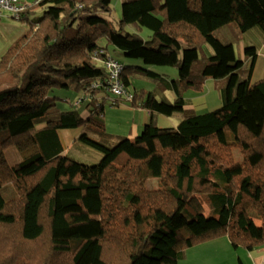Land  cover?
Returning <instances> with one entry per match:
<instances>
[{
    "label": "trees",
    "instance_id": "trees-1",
    "mask_svg": "<svg viewBox=\"0 0 264 264\" xmlns=\"http://www.w3.org/2000/svg\"><path fill=\"white\" fill-rule=\"evenodd\" d=\"M111 12L112 0H36L10 16L26 29L0 56V264H179L221 236L264 246V78L252 82L257 48L242 46L253 30L264 40V0H121L119 30ZM108 45L146 67L119 62L131 101L108 91ZM152 67L176 70L161 79L170 101L133 88ZM210 79L224 81L220 106L184 108ZM107 101L146 111L141 132L106 133ZM153 114L179 120L159 128ZM64 131L79 133L66 145Z\"/></svg>",
    "mask_w": 264,
    "mask_h": 264
},
{
    "label": "rangeland",
    "instance_id": "rangeland-1",
    "mask_svg": "<svg viewBox=\"0 0 264 264\" xmlns=\"http://www.w3.org/2000/svg\"><path fill=\"white\" fill-rule=\"evenodd\" d=\"M36 0H26L29 5L33 4ZM120 7H121V0H112V12L111 14H108L109 16H105L108 18L113 25V28L115 30H119V26L116 23L118 19L120 18ZM5 13V12H4ZM3 13V14H4ZM41 16V11H37L34 14H30L28 17L29 19L39 18ZM1 21V20H0ZM4 23H6L7 26H10L12 30L10 32H5L3 27L0 26V38L2 40H8L5 43L0 41V56L2 52L5 51L7 48L9 42H14L22 33V29H26V23L25 21H17L14 19L9 18L3 20ZM24 32V31H23ZM122 33H132L135 32L134 28L127 26L122 28ZM6 35H5V34ZM142 37L146 38L150 35V32L142 29L140 32ZM107 55L110 56V58L117 60L123 65H126L128 67H140V68H146L142 65L140 62L129 60L125 57L124 53L120 50L114 48L111 45H108L107 47ZM200 58L204 57L203 51H199ZM98 65H100L98 63ZM153 71L157 74L156 78H151L150 76L146 75L145 73L141 72L140 70H135L133 73V76H131L130 80L132 83L133 88L136 89H144L148 92H153V94L157 95V100H166L170 101L172 93L171 92H165L162 90V82L161 79L166 80L168 82L172 81L173 79H176L177 73L176 70L169 67H152ZM247 70L248 67H243L239 70L238 73V80L239 82L243 81L247 77ZM224 81H216L210 79L203 87L202 92L197 91H190L186 95V101L184 102V108H193L197 111H204V110H213L220 106L221 104V98H220V88L223 87ZM163 92H162V91ZM202 93V94H200ZM54 96L57 97V101L61 103V101L65 100H71V96H74V93L63 91V90H54L52 93ZM70 97H69V96ZM112 96V95H111ZM61 99V101H59ZM108 103V104H107ZM110 101H107L105 104V112H104V122H105V131L108 134L113 135H119V136H135L134 134L142 129L143 125L145 124V117H148V114L145 111H141L137 108H130L126 106L125 104H119L117 106H110ZM78 111L82 113L84 111L83 106H79ZM153 121L152 123L154 126L159 128H169L174 124V122H178L179 115L175 114L172 117H165L158 114H153ZM142 117V118H141ZM148 121V118H147ZM150 121V120H149ZM141 132V131H140ZM139 133H136L138 135ZM74 135V134H73ZM65 138L67 140H70L73 138L72 135H65ZM67 140L65 142H67ZM15 153L13 152L12 148H9L5 152L6 159L9 163H12L13 156ZM234 157H238L237 159L240 160L241 157L237 155V152L233 153ZM157 183L156 181H149L148 187L149 189H156ZM207 204L204 205V209L207 213L210 212V209ZM4 232H7V230L1 228L0 234H4ZM12 235H15V232H12ZM11 240H16V238H12ZM208 242L217 243L216 250L214 251L217 255L218 252H223L224 254H231L235 255L237 258V255L242 256L247 251L241 248H238L237 250H234L231 243L229 242V239L227 236H221L218 238H214L208 241H205L201 243L202 245H206L204 247L200 248L201 244L195 245L192 247V249H186L187 251V260L186 262H183L182 260L179 262V264H198L201 259L199 258V255H202V253H199L200 249H207ZM213 243L209 244L212 245ZM43 246V245H40ZM216 260H214L210 264H226V258L225 256H221L218 258V256H215ZM244 262L245 264H248V259L244 256ZM263 262H261L262 264ZM236 264H238V261L236 259Z\"/></svg>",
    "mask_w": 264,
    "mask_h": 264
},
{
    "label": "crops",
    "instance_id": "crops-1",
    "mask_svg": "<svg viewBox=\"0 0 264 264\" xmlns=\"http://www.w3.org/2000/svg\"><path fill=\"white\" fill-rule=\"evenodd\" d=\"M20 3L24 7L30 6L29 3L26 2V0H20ZM7 18H9V14L8 13H4L3 16L0 18V20H1L0 21V26L3 27L5 32H10L12 30V28L10 26L5 27L7 24L3 22V20H5ZM0 41L5 43L8 40H2V38H0ZM9 44H10V42H9ZM242 46L243 47H245V46H255L257 48V52L258 53H257V58L255 60L254 68H253V72H252V82H256V81H259V80L263 79L264 78V40H263V37L261 36V34L257 30H253V31H251V32L246 34V37H245V39L243 41ZM247 66H248V60H246L244 62L243 67L245 68ZM200 94H202V93H200ZM139 110L144 111L142 109H139ZM147 118L148 117H145V121H147ZM176 124H177V121L174 122V124H172L171 127H175ZM78 133H79L78 131H69V132L64 131V132L61 133V136H62L64 142L67 140L65 138V135L66 136H68V135H72L73 136L72 139L67 140V142H65L66 145H69L75 138H77ZM255 223H256V225H260L261 224V222L258 221V220L255 221ZM211 243H213V242L206 243V244H208L207 249L203 248V249L199 250V253H202V255H199L200 256L199 258L201 259V261L198 264H210L214 260H216L215 256H218V258H220V255L221 256H225L226 264H236V259L238 261V264H245L244 258H243L244 256L248 259V261H249L248 264H261V262L264 261V246H261V247L255 249V250H253L251 252H246L242 256L237 255V258H236L235 255H231L229 253L228 254H224L223 252H221V253L218 252V254L216 255L214 251L216 250L217 243H213L212 245H209ZM204 246H206V245H202L201 244L200 248L204 247ZM191 249H192V247L190 248V250ZM187 256L188 255H187V251H186L185 252V258L182 260L183 262H186Z\"/></svg>",
    "mask_w": 264,
    "mask_h": 264
},
{
    "label": "built area",
    "instance_id": "built-area-1",
    "mask_svg": "<svg viewBox=\"0 0 264 264\" xmlns=\"http://www.w3.org/2000/svg\"><path fill=\"white\" fill-rule=\"evenodd\" d=\"M24 8L20 0H0V18L4 12L17 18ZM104 67L108 74V91L115 97H122L126 101H131V95L125 92L120 80L122 65L115 59L107 58L104 61ZM262 264H264V261Z\"/></svg>",
    "mask_w": 264,
    "mask_h": 264
}]
</instances>
